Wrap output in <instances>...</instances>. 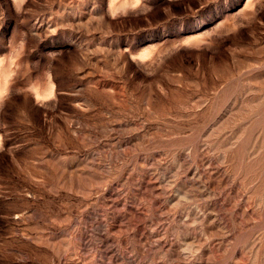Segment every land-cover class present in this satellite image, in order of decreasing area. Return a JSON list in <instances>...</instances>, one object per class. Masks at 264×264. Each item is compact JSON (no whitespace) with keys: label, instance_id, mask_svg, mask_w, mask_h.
<instances>
[{"label":"rangeland","instance_id":"1","mask_svg":"<svg viewBox=\"0 0 264 264\" xmlns=\"http://www.w3.org/2000/svg\"><path fill=\"white\" fill-rule=\"evenodd\" d=\"M0 264H264V0H0Z\"/></svg>","mask_w":264,"mask_h":264}]
</instances>
